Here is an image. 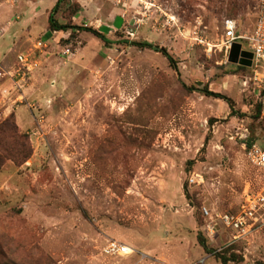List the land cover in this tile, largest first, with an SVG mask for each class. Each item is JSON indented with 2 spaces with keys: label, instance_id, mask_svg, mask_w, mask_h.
<instances>
[{
  "label": "rangeland",
  "instance_id": "374dc122",
  "mask_svg": "<svg viewBox=\"0 0 264 264\" xmlns=\"http://www.w3.org/2000/svg\"><path fill=\"white\" fill-rule=\"evenodd\" d=\"M57 2L0 0V264H222L226 249L264 264V229L227 246L203 215L264 193L245 154L263 141V70L223 47L224 20L249 34L264 0H63L59 23L110 44L49 31ZM20 56L38 62L25 78ZM113 240L134 252L109 256Z\"/></svg>",
  "mask_w": 264,
  "mask_h": 264
},
{
  "label": "built area",
  "instance_id": "2783aa9c",
  "mask_svg": "<svg viewBox=\"0 0 264 264\" xmlns=\"http://www.w3.org/2000/svg\"><path fill=\"white\" fill-rule=\"evenodd\" d=\"M223 47L226 50L232 49L235 43L242 45V50L252 53V65L261 67L262 79H264V8L257 15V22L254 30L249 34H238L239 25L233 18H226L223 22ZM244 43L247 48H244ZM222 47V48H223ZM66 53H70L69 50ZM20 62L23 66L18 72L21 77H27L38 67V62L29 60V57L20 56ZM257 73L258 70H257ZM264 119V107L262 111ZM245 154L248 161L259 168L264 169V144H253L245 147ZM203 180V178L201 179ZM195 182L194 178L190 180ZM203 215L208 220L206 231L212 237L215 236L219 226L229 230L232 238L229 245L239 242L254 231L264 229V193H253L250 190L245 191V198L237 213L222 212L220 214L210 215L207 208L203 209ZM109 256H127L134 252V249L116 240L110 241L105 248Z\"/></svg>",
  "mask_w": 264,
  "mask_h": 264
},
{
  "label": "trees",
  "instance_id": "16d2710c",
  "mask_svg": "<svg viewBox=\"0 0 264 264\" xmlns=\"http://www.w3.org/2000/svg\"><path fill=\"white\" fill-rule=\"evenodd\" d=\"M63 0H58V2L56 3V5L53 7L52 12L50 14L49 17V31L51 32H60V31H69V30H88L90 32L93 33V35L97 38H99L100 40L104 41L106 44H110V40L106 37V35L97 30L94 29L92 27H81V26H75V25H71V24H61L59 23V21L56 19L55 14L58 11L60 5L62 4ZM134 45L140 47V48H147V49H155L157 51H159L160 53L163 54V56H165L168 61L169 64L172 68H174L175 70H178L177 67V61L174 59V57L167 51V49L165 48H159V47H154L151 44L148 43H141V42H134ZM191 90H195V88H190ZM201 92H203L204 94L208 95V96H215L217 98H221V99H225L230 103L231 106V111L232 114L235 112L234 111V106L232 104V101L228 100V98H226L223 95H220L219 93H213L211 91H209L208 88H203V89H199ZM263 105L259 104L256 106V114L257 116H261L262 111H263ZM2 128L4 129L5 133H9L13 136H16L17 133V125H16V120H15V116L11 115L8 119H6L5 123L2 125ZM1 129V128H0ZM262 132H264V128H262ZM253 144H260L263 145L264 144V136H263V141L261 143H255V139H250L248 141V147H250ZM27 148H23L21 149L20 152H26ZM18 156V155H17ZM29 157V155L25 156L24 160H26ZM17 160V158H15ZM205 244V242H203ZM227 251H223V252H219V253H215V257L217 258V260H219L222 264H229L230 262H234L235 264H240L243 261V258L239 255H237L236 253H229V250L226 249ZM230 254V255H229Z\"/></svg>",
  "mask_w": 264,
  "mask_h": 264
},
{
  "label": "water",
  "instance_id": "95a60500",
  "mask_svg": "<svg viewBox=\"0 0 264 264\" xmlns=\"http://www.w3.org/2000/svg\"><path fill=\"white\" fill-rule=\"evenodd\" d=\"M239 54H241L244 58L239 60ZM246 57L248 59H246ZM229 59L232 63H239L242 65L250 66L252 63V53L242 50V45L239 43H235L232 47Z\"/></svg>",
  "mask_w": 264,
  "mask_h": 264
}]
</instances>
